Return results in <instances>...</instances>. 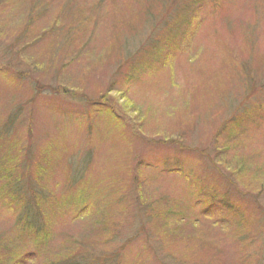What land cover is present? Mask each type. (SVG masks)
<instances>
[{"label": "rangeland", "instance_id": "1", "mask_svg": "<svg viewBox=\"0 0 264 264\" xmlns=\"http://www.w3.org/2000/svg\"><path fill=\"white\" fill-rule=\"evenodd\" d=\"M0 135V264H264V0H0Z\"/></svg>", "mask_w": 264, "mask_h": 264}, {"label": "trees", "instance_id": "2", "mask_svg": "<svg viewBox=\"0 0 264 264\" xmlns=\"http://www.w3.org/2000/svg\"><path fill=\"white\" fill-rule=\"evenodd\" d=\"M228 131L230 132V130ZM4 135H0V142H4L5 145H8V143H6V138L1 141ZM24 160L23 158L22 162ZM4 163L5 157H0V165ZM21 182V180H14L8 183L6 187L5 185H0V189H2L1 194L3 196L9 195L11 199L19 201L18 209H20V217L17 222L19 232L24 231V235L28 233L29 236H31V241L34 242L33 246L38 248V250L45 249L48 239V224L46 218L43 216V211L45 210L43 206L47 205V199L49 197L43 194V190L40 186L39 190L37 186H30V183L26 181H24V183ZM90 261H93L90 257H79V259H76V257L69 254L66 255L65 258H62V260H59L58 264H96Z\"/></svg>", "mask_w": 264, "mask_h": 264}]
</instances>
